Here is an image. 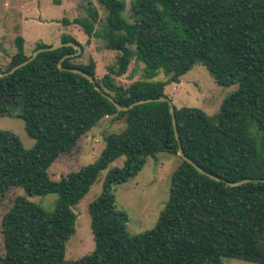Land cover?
<instances>
[{
    "label": "trees",
    "instance_id": "1",
    "mask_svg": "<svg viewBox=\"0 0 264 264\" xmlns=\"http://www.w3.org/2000/svg\"><path fill=\"white\" fill-rule=\"evenodd\" d=\"M98 2L106 11L98 28V11L90 5L88 16L73 23L85 32L87 43L98 37L105 48L119 52L115 66L101 78L95 77L94 62H75L80 55H71L76 50L69 45L42 51L0 77V114L21 116L34 140L27 149L15 133L0 129V198L13 186L24 192L1 218L0 264H223L225 257L264 264V181L228 184L264 179V0H131L129 17L124 0ZM68 41L83 49L71 36H61L60 42ZM16 44L5 71L51 46L36 42L26 54L22 37ZM132 58L143 64L146 78L161 71L179 82L201 63L218 85H237L215 116L173 104L184 155L219 180L177 154L167 101L119 111L87 78L66 70L86 72L121 106L167 98L165 81L117 83ZM109 116L124 118L125 127L104 135L97 159L51 179L47 170L58 156ZM159 152L179 159L168 199L152 228L131 235L112 185L135 176L146 157ZM120 156L125 157L122 166L107 171L101 193L88 206L93 251L66 261L65 243L75 231L73 206ZM48 193L58 195L52 212L28 198Z\"/></svg>",
    "mask_w": 264,
    "mask_h": 264
},
{
    "label": "rangeland",
    "instance_id": "2",
    "mask_svg": "<svg viewBox=\"0 0 264 264\" xmlns=\"http://www.w3.org/2000/svg\"><path fill=\"white\" fill-rule=\"evenodd\" d=\"M124 1L126 2L124 15L129 17L131 0ZM88 5L98 11L99 22L95 25L98 28L106 16V11L98 0H0V73L5 72L11 56L17 52V37H22L24 52L30 54L36 42L54 45L60 42L62 35H69L83 46L78 53L80 57L75 62H94L95 77L101 78L109 67L115 66L119 52L105 48L104 41L98 37H92L87 43L88 37L85 32L79 25L73 23L74 18L88 16L86 11ZM143 67L141 62L132 58L127 71L116 78L117 83L127 86L134 80L142 78L165 81L164 92L175 106L199 108L209 116H215L222 101L237 88L236 84L218 85L201 63H195L180 77L179 82L168 80L161 71L151 78H146ZM124 127V118L109 116L101 119L78 140L73 149L58 156L48 168V175L51 179L58 180L69 171L93 163L104 148V135L121 132ZM0 129L15 133L27 149L34 144V140L25 132L21 116L0 114ZM124 159V156H120L110 162L106 169L100 171L88 192L73 206L72 209L76 213L75 231L65 243L66 261L76 260L93 251L89 203L101 193L107 171L122 166ZM178 162L177 156L159 152L146 157L142 168L135 176L123 183L112 185L115 203L127 215L126 230L129 234L143 232L155 225L168 199L170 178ZM23 193L20 187L13 186L0 198V255L4 253L1 218L12 205L15 196ZM28 198L45 211L52 212L58 195L48 193ZM222 263L260 264L226 257L222 258Z\"/></svg>",
    "mask_w": 264,
    "mask_h": 264
},
{
    "label": "water",
    "instance_id": "3",
    "mask_svg": "<svg viewBox=\"0 0 264 264\" xmlns=\"http://www.w3.org/2000/svg\"><path fill=\"white\" fill-rule=\"evenodd\" d=\"M73 46L74 49L76 50L73 54L71 55H78L79 51L81 50V47L74 43L73 41H68V42H59L57 44H54V45H51V46H48V47H45V48H39V49H36L34 50L31 55L26 59L24 60L23 62L15 65L14 67H12L11 69L3 72V73H0V77H3V76H6L8 74H11L12 72H14L17 68L27 64L28 62H30L32 59H34V57L42 52V51H47V50H54V49H57L59 47H62V46ZM67 56H70V55H66V56H63L59 63H58V67L59 68H62L61 67V61L67 57ZM65 69V68H64ZM66 70H69L71 72H74V73H77V74H80L81 76L87 78L95 87V89L97 91H99L103 96H105L109 101H111L114 106L116 107L117 110L119 111H126L127 109L131 108L132 106L134 105H138V104H143V103H147V102H152V101H167L168 104H169V108H170V112H171V116H172V124H173V129H174V134H175V138L176 140L178 141V149H177V154L182 158L184 159L185 161L189 162L190 164H192L193 166H195L200 172H202L203 174H206L216 180H219L217 177L215 176H212L210 174H207L203 169H201L200 167H198L197 165L194 164L193 161H191L187 156L184 155L183 153V150H182V147L180 146L179 144V138H178V132H177V129H176V122H175V118H174V106H173V103L166 97H159V98H150V99H145V100H138V101H135L131 104H129L128 106H121L119 105L118 103H116L109 95H106L102 89L96 84V82L94 81L93 77L88 75L86 72L84 71H81L79 69H66ZM247 181H264V179H242V180H239V181H236V182H229L228 184L230 185H236V184H240V183H243V182H247Z\"/></svg>",
    "mask_w": 264,
    "mask_h": 264
}]
</instances>
